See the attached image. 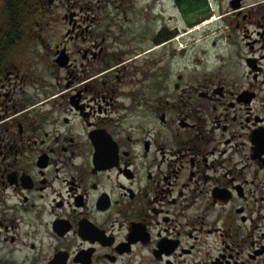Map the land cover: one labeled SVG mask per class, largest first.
Here are the masks:
<instances>
[{"label":"flooded vegetation","instance_id":"af4514ba","mask_svg":"<svg viewBox=\"0 0 264 264\" xmlns=\"http://www.w3.org/2000/svg\"><path fill=\"white\" fill-rule=\"evenodd\" d=\"M190 3L0 0V264H264V0Z\"/></svg>","mask_w":264,"mask_h":264},{"label":"rangeland","instance_id":"374dc122","mask_svg":"<svg viewBox=\"0 0 264 264\" xmlns=\"http://www.w3.org/2000/svg\"><path fill=\"white\" fill-rule=\"evenodd\" d=\"M166 10H167V13L165 14L166 21H168L170 17H175L174 13H173L174 11L171 10V5L169 3L166 4ZM211 28L212 27H204V28L199 29L198 33H199L200 37L196 38V41H199L198 46H200V45L202 46V49H200V51H203V53L206 52L205 56H203V54H200V55L198 54L199 63L198 64L196 63L197 59L196 60L193 59L194 54H193V56L189 57L190 59H187L186 61L182 60L180 62V64H181L180 66L182 68H184V64L187 65V67H186L187 70H185L184 73H185V76L188 80H190L192 75L193 76H200V77L201 76H205V77L207 76L209 78L213 77L214 65L216 64L215 59L219 55L218 50L222 49V47H225L224 45H225L226 40H224V39L220 40L219 34L218 35L214 34L211 31ZM254 29H256L255 25H254V27L250 28V31H253ZM241 32H242V29H241ZM233 35H234V33L232 34L231 38L233 39V42L236 43V38L233 37ZM237 36H238V43H240L242 41L241 35L237 34ZM221 41H223L221 43V45H217L216 48L212 47L213 43L217 44V42L219 43ZM243 47H244V45L242 44V48ZM235 51L236 50L231 52V56L235 55ZM195 52H199V51L195 50ZM239 53H240V57L242 59H244V56H246L249 53V50L243 48V51H241ZM256 57H259L258 52L256 53ZM172 65H173V63H172ZM173 69H174V67H173ZM243 71H244V78L245 77L251 78V76L249 75V72H250L249 70H246L244 68ZM261 76H262V74L260 75V77ZM245 80H247V79H245ZM257 88L260 89L261 86L259 85ZM260 99H261V96H260Z\"/></svg>","mask_w":264,"mask_h":264},{"label":"water","instance_id":"95a60500","mask_svg":"<svg viewBox=\"0 0 264 264\" xmlns=\"http://www.w3.org/2000/svg\"><path fill=\"white\" fill-rule=\"evenodd\" d=\"M178 3L180 2V0H176ZM186 1L187 3V10H182V14H183V17H184V20L187 21V25L188 27L190 28H194L196 25L190 23L189 21H192V18L196 12V9L191 7V3H190V0H182V2ZM174 36V35H173Z\"/></svg>","mask_w":264,"mask_h":264}]
</instances>
